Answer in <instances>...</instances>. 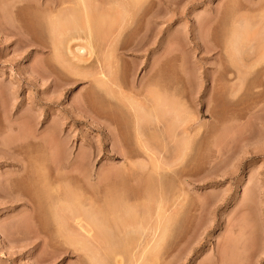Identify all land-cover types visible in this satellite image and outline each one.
Masks as SVG:
<instances>
[{"label": "rangeland", "instance_id": "1", "mask_svg": "<svg viewBox=\"0 0 264 264\" xmlns=\"http://www.w3.org/2000/svg\"><path fill=\"white\" fill-rule=\"evenodd\" d=\"M143 1L86 2L92 35L65 34L56 0H0V264H91L94 248L102 264H142L149 240L151 264H264V0ZM147 92L168 102L160 119L139 104ZM145 180L160 191L138 226L126 213L143 209ZM73 195L99 202L104 239L80 229Z\"/></svg>", "mask_w": 264, "mask_h": 264}, {"label": "bare ground", "instance_id": "2", "mask_svg": "<svg viewBox=\"0 0 264 264\" xmlns=\"http://www.w3.org/2000/svg\"><path fill=\"white\" fill-rule=\"evenodd\" d=\"M68 1H70V3H71L72 6H69L70 4H69V5L67 4V5H68V6H67V5H66V3H67L66 0H56V2H55L54 4H56V8L58 7L57 13L59 14V12H60V14H62V16L64 15V18H63V17L60 16V14H59V15L57 14V15L59 16V18H63L62 20H65V18L67 17L66 15H67V14L70 15V16H68V17L66 18V21L69 23V25H68V23L65 21V23H63V24H65V25H63L64 30H62V28H63V27H62L60 30L58 29L59 31H58V30L56 31V30H55V25H56V22H57L58 20H53V19H52V21H54V22H53L54 25L52 24V22H50L49 24H51V25H50V28H49V29H50L52 32H54L55 34H53L49 29H47V30H49V32H50L49 34H51V35L53 34L54 36H55V35L58 36V35H57V33H58V34L60 35V36H58V37H61V36L64 34V33H61L62 31L64 32L65 30H68L69 28H70L71 30H72V28H77L76 30H77V31L79 30V32H80V31L82 30V28H85V26H86V28H87V29H86V28H85V29L88 30V33L92 34V30H93V34H95L94 30H96L97 28L94 27V23L92 24V21H91L92 19H91V18H92L93 16L91 17V14H92V13L89 12V10H90V6H89V4H88L89 7H86V5H87V3H88L89 0H88V1H86V0H68ZM109 1H110V0H109ZM128 1L130 2V0H128ZM131 1H132V0H131ZM141 1H142V2H145V1H143V0H137V3H136V0H134L135 4L132 3V2H133V1H132V2H130L131 5L128 3V6L130 5L131 8L133 7V5H136V4H137V5H136L137 7H138V5H139V6H140V5L142 6V4H141L142 2H141ZM150 1H151V0H150ZM72 2H73V4H72ZM86 2H87V3H86ZM118 2H119V1H118ZM166 2H167V1H166ZM74 4H75V6H74ZM78 4H79V5H78ZM81 4H82V5H81ZM105 4H106V3H105ZM83 5H84V8H85V10H86L87 13H85V10H83V7H82ZM91 5H92V4H91ZM59 6H60V7H59ZM78 6H81V7H78ZM123 6H124V5H123ZM136 6L134 7L133 10L131 9V12H134V11L137 12V11H138ZM53 7H54V6H53ZM109 7H110V6H109ZM80 8H81V11H80ZM87 8H88V9H87ZM135 8H136V9H135ZM50 9H51V7H50ZM95 9H96V7H95ZM99 9H100V8H99ZM125 9H126V8H125ZM48 10H49V9H48ZM53 10L55 11L56 9H52V11H53ZM64 10H65V12H63ZM67 10H68V13H67ZM70 10H71V11H70ZM87 10H88V11H87ZM100 10H101V9H100ZM105 10H106V9H105ZM50 11H51V10H50ZM52 11H51V12H52ZM58 11H59V12H58ZM82 11H84V12H82ZM111 11H112V10H111ZM127 11H128V10H127ZM80 12L83 13L82 17L80 16V15L82 14V13H80ZM121 12H122V11H121ZM135 12H134V13H135ZM66 13H67V14H66ZM118 13H119V12H118ZM134 13H133V14H134ZM103 14H104V13H103ZM57 15H56V16H57ZM86 15H87V16H86ZM104 15H105V14H104ZM131 15H132V13H131ZM52 16H53V15H52ZM58 16H57V19H59ZM84 16H86V18H85ZM88 16L91 17V18H89ZM117 16H118V15H117ZM70 17H71V18H70ZM104 17H105V16H104ZM82 18H85V19H82ZM67 19H68V20H67ZM113 19H114V18H113ZM261 19H262V18H261ZM48 20H49V19H48ZM62 20L59 19V21H62ZM120 20H121V19H120ZM124 20H125V19H124ZM234 20H235V19H234ZM50 21H51V20H50ZM55 21H56V22H55ZM104 21H105V20H104ZM63 22H64V21H63ZM94 22H96V21L94 20ZM105 22H106V21H105ZM121 22H122V21H121ZM124 22H125V21H124ZM245 22H246V21H245ZM47 23H48V22H47ZM60 24H61V23H60ZM60 24H59V25H60ZM243 24H244V23H243ZM66 25H67V26H66ZM116 25H117V24H116ZM53 26H54V28L52 29ZM60 26H61V25H60ZM65 26H66V27H65ZM68 26H69V27H68ZM71 26H73V27H71ZM95 26H96V24H95ZM102 26H103V25H102ZM121 26H122V24H121ZM48 27H49V26H48ZM57 27H58V26H57ZM93 27H94L95 29H92ZM107 27H108V26H107ZM250 27H252V26H250ZM65 28H66V29H65ZM120 28H121V27H120ZM252 28H253V27H252ZM70 29H69L68 31H65V32H66L65 34H69ZM80 29H81V30H80ZM111 29H112V28H111ZM127 29H128V28H127ZM235 29H236V28H235ZM249 29H250V28H249ZM249 29H248V30H249ZM53 30H54V31H53ZM61 30H62V31H61ZM74 30H75V29H73V31H74ZM100 30H101V29H100ZM55 31H56V32H55ZM60 31H61V32H60ZM73 31H71V33H73ZM77 31H76V32H77ZM82 31H83V30H82ZM252 31H253V29H252ZM67 32H68V33H67ZM76 32H74V33H76ZM231 32H232V31H231ZM238 32H239V31H238ZM246 32H247V31H246ZM83 33H84V32H83ZM104 33H105V32H104ZM106 33H107V32H106ZM229 33H230V32H229ZM240 33L242 34V32H240ZM61 34H62V35H61ZM76 34H77V33H76ZM93 34H92V35H93ZM53 35H52V36H53ZM71 35L73 36V34H71ZM71 35H70V36H71ZM84 35H85V34H84ZM87 35H89V34H87ZM242 35H243V34H242ZM242 35H241V36H242ZM245 35H246V34H245ZM52 36H51V37H52ZM54 36H53V37H54ZM63 36H64V35H63ZM78 36H80V34H79ZM228 36H229V35H228ZM239 36H240V35H239ZM246 36H247V35H246ZM230 37H232V36H230ZM54 38H55V37H54ZM68 38H69V37H68ZM242 38H243V37H242ZM250 38H251V37H250ZM90 39H91V38H90ZM102 39H103V38H102ZM228 39H229V38H228ZM230 39H231V38H230ZM248 39H249V37H248ZM87 40H88V39H87ZM91 40H92V39H91ZM91 40H90V42H91ZM95 40H96V39H95ZM105 40H106V39H105ZM53 41H54V43H55V41H56V42H57V46L59 45V46L61 47L60 43H58L59 41H57L56 39H53ZM53 41H52V42H53ZM110 41H111V40H110ZM233 41H234V40H233ZM243 41H244V40H243ZM88 42H89V41H88ZM102 42H103V41H102ZM238 42H241V41H238ZM42 43H43V42H42ZM54 43H53V45H56V43H55V44H54ZM94 43H95V42H94ZM230 43H231V42H230ZM234 43H235V42H234ZM61 44H62V43H61ZM101 44H102V43H101ZM87 45H88V44H87ZM232 45H233V44H232ZM235 45H237V44H235ZM238 45H239V43H238ZM57 46H53V47H55V49H56ZM64 46H65V45H64ZM79 46H80V45H79ZM60 47H57V50H58ZM74 47H75V46H74ZM112 47H113V46H112ZM83 48H85V47H84V46H81L79 49H83ZM109 48H110V47H109ZM87 49H88V48H87ZM93 49H94V48H93ZM108 50H109V49H108ZM132 50H133V49H132ZM114 51H115V50H114ZM134 51H135V50H134ZM109 52H110V51H109ZM92 53H93V52H92ZM112 53H113V52H112ZM62 54H63V53H62ZM89 54H90V52H89ZM101 54H102V53H101ZM109 54H110V53H109ZM90 55H91V54H90ZM110 55H111V54H110ZM165 55H166V54H165ZM263 55H264V54H263ZM60 56H61V55H60ZM110 57H111V56H110ZM259 57H260V56H259ZM261 57H262V56H261ZM61 58H62V57H61ZM61 58H60V60H61ZM260 59H261V58H260ZM262 59H263V58H262ZM56 60H57V59H56ZM109 63H110V62H109ZM113 64H114V63H113ZM113 64H112V66H113ZM110 65H111V63H110ZM101 68H102V67H101ZM104 68H105V67H104ZM104 68H103V69H104ZM101 71H102V70H101ZM103 71H104V70H103ZM157 71H158V70H157ZM99 72H100V71H99ZM105 72H106V71H105ZM159 72H161V71H159ZM157 73H158V72H157ZM108 74H109V73H108ZM156 75H157V74H156ZM113 76H114V75H113ZM154 76H155V74H154ZM154 76H153V75H152V76H151V75L149 76V77H153V79H152V78H149V77H148V78L151 79V80L153 81L154 78H155ZM116 79H117V77H116ZM103 80H104V79H103ZM103 80H102V81H103ZM114 82H115V81H114ZM134 82H135V81H134ZM147 82H149V80H147ZM150 82H151V81H150ZM103 83H104V82H103ZM99 84H100V83H99ZM115 84H116V83H115ZM149 84H150V83H149ZM155 84H157V83H155ZM153 85H154V82H153ZM153 85H152V83H151L150 86H153ZM148 86H149V85H148ZM142 87H143V86H142ZM159 88H160V87H159ZM165 88H166V90H167V87H165ZM144 89H145V88H144ZM133 90H134V89H133ZM133 90H132V91H133ZM150 90H151V89H150ZM160 90H161V89H160ZM160 90H159V92H160ZM162 90H163V88H162ZM162 90H161V92H162ZM140 91H141V90H140ZM142 91H143V90H142ZM144 91H145V90H144ZM147 91H148V90H147ZM137 92H138V91H137ZM137 92H135L134 94H135V95H138V94L140 95V93H139V92L137 93ZM150 92L153 93L152 91H150ZM150 92H149V93H150ZM164 92H165V91H164ZM136 93H137V94H136ZM145 93H146V92H144V94H145ZM147 93H148V92H147ZM149 93H148V95H149V96L151 95L150 97H152V98H147L146 96H148V95H145L144 97H146V100H145V98H143L144 100H143V99L140 100L139 104H140V106L146 111L145 113L143 112L144 114H146V113L148 112L147 114H148V115L150 114L149 116H151V115L153 116V115H154V117L160 119V118L158 117L157 113L159 112V110H162V109H160V108H162L161 106L165 105L166 100H163V99H162V101H161V99H159L160 97L157 98V97H158L157 92L153 94L154 96H153L152 94H149ZM141 94H142V93H141ZM159 94H160V93H159ZM161 95H162V94H161ZM156 96H157V97H156ZM138 97H139V96H138ZM141 97H142V96H141ZM153 97H154V99H155L154 103L152 102ZM164 97H165V96H164ZM161 98H163V97H161ZM136 99H137V98L135 97V100H134L133 103H136V101H137ZM156 99H157V101H156ZM167 99H168V98H167ZM123 100H124V99H123ZM127 100H128V99H127ZM127 100H126V101H127ZM130 100H131V99H130ZM130 100L128 101V103L130 102ZM158 100H159V103H160V104H158ZM156 102H157V103H156ZM161 102H163V103L165 102V103L163 104V103H161ZM130 103H131V104H130ZM130 103H129L130 105H133L132 101H131ZM148 103H150V104L148 105ZM151 103L154 104V107H153V108L151 107V110H149L148 107L152 106ZM166 104H168V102H167ZM124 105H125V102H124ZM130 105H129V106H130ZM135 105H136V107H140L137 103L134 104V106H135ZM137 105H138V106H137ZM159 105H161V106H159ZM172 105H175V104H172ZM172 105H171V107H172ZM122 106H123V105H122ZM134 106H132V107L130 106V108H132V109L134 108V109H135V111H133V113H135V114H133V115H135V119H136V120H134V118H133L134 121H133V120H131V121H132V122H136V124H137L138 121H139V125H140V119L142 118V115H143V114L141 115L140 119H138V116H140V113H139L140 111H136V110H138V109H137L136 107H134ZM167 106H168V105H167ZM124 108H126V107L124 106ZM174 108H176V107H174ZM134 109H133V110H134ZM127 110H128V109H127ZM128 111H129V110H128ZM130 111H131V110H130ZM165 111H167V110H165ZM137 112H138L139 114H137ZM161 112H163V111H161ZM165 113H166V112H165ZM168 113H170V112H168ZM158 114H159V113H158ZM180 114H181V113H180ZM130 115H132V114H130ZM136 115H138V116H136ZM161 115H163V114L161 113ZM164 115H165V114H164ZM144 116H147V115H144ZM152 116H151V117H152ZM178 116H179V115H178ZM178 116H176V117L178 118ZM164 117H165V116H164ZM168 117H169V116H168ZM172 118H173V117H172ZM181 118H182V117L180 116L179 119H181ZM187 118H188V117H187ZM147 119H148V118H147ZM149 119H150V117H149ZM162 119H163V118H162ZM170 119H171V117H170ZM137 120H138V121H137ZM142 120H143V119H142ZM144 120H145V119H144ZM144 120H143V121H144ZM151 120H152V119H151ZM153 120H154V119H153ZM146 121H147V120H146ZM155 121H156V120H155ZM160 121H161V120H160ZM166 121H167V120H166ZM169 121H170V120H169ZM181 121H182V120H181ZM183 121H185V120H183ZM183 121H182V122H183ZM175 122H176V121H175ZM175 122H172V123H175ZM178 122H179V121H178ZM147 123H149V122L147 121ZM152 123H153V122H152ZM155 123H156V122H155ZM155 123H154V125H155ZM136 124H135V125H136ZM157 124H158V122H157ZM180 124H181V123H180ZM183 124H184V123H183ZM139 125L137 124V126H136V128H135L136 130H134V131H137V132H138V130H139ZM145 125L147 126V124H145ZM172 125H173V124H172ZM181 125H182V124H181ZM185 125H186V124H185ZM173 126H174V125H173ZM176 126H177V125H176ZM179 126H180V125H179ZM186 126H187V125H186ZM186 126H185V127H186ZM134 127H135V126H134ZM134 127H133V128H134ZM148 127H149V125H148ZM153 127H154V126H153ZM185 127H183V128L185 129V130L183 129L184 131L187 130V128H185ZM188 127H189V126H188ZM140 128H141V127H140ZM149 128H150V127H149ZM172 128H173V127H172ZM177 128H179V127H177ZM177 128H173V131H174V129H177ZM189 128L191 129V127H189ZM192 128H193V127H192ZM141 129H142V128H141ZM144 129H145V128H144ZM180 129H181V128H180ZM169 130H170V129H169ZM142 131H143V130H142ZM170 131H171V130H170ZM188 131H189V130H188ZM137 132H136V135H137V136H136V135H135V136H136L137 138L140 137L139 142L143 144V141L141 140V139H143V138L141 137L142 134H140V133L137 134ZM139 132H141V131H139ZM174 132H175V131H174ZM174 132H171V134L174 133ZM176 132H177V131H176ZM176 132H175V133H176ZM182 132H183V131H182ZM168 133H169V131H168ZM175 133H174V134H175ZM178 133H181V132H178ZM178 133H176L175 136H177ZM183 133H184V132H183ZM185 133H186V132H185ZM189 133H190V132H189ZM171 134H170V135H171ZM181 134H182V133H181ZM187 134H188V132H187ZM140 135H141V136H140ZM168 135H169V134H168ZM172 136H173V134H172ZM135 139H136V138H135ZM143 140H144V139H143ZM141 141H142V142H141ZM147 143L149 144V142H147ZM142 144H141V145H142ZM143 145L145 146V143H144ZM138 146H139V145H138ZM148 147H149V146H148ZM21 149H22V148H21ZM144 149H145V148H143V150H144ZM149 149H150V148H149ZM143 150H142V151H143ZM154 150H156V149H153V151H154ZM144 152H145V150H144ZM157 152H158V151H157ZM148 153H149V152H148ZM159 153H160V152H159ZM156 155H157V154H156ZM132 156H133V155H132ZM162 156H163V155H162ZM162 156H161V157H162ZM182 156H183V155H182ZM156 158H157V157H156ZM159 159H160V157H159ZM151 160H152V162H153V161H154V158L151 159ZM151 160H150V162H151ZM157 160H158V159H157ZM161 160H162V159H161ZM153 163L155 164V162H153ZM162 163H163V162H162ZM145 164H146V163H145ZM149 164H150V163H149ZM151 165H153V164H151ZM157 165H158V163H157ZM153 166H155V165H153ZM153 166H152V167H153ZM170 166H171V165H170ZM139 167H140V166H138V168H139ZM144 167H145V166H144ZM150 167H151V166H150ZM155 167H156V166H155ZM159 167H160V166H159ZM159 167H158V168H159ZM165 167H166V166H165ZM141 168H143V167H141ZM153 168H154V167H153ZM153 168H152V169H153ZM156 168H157V167H156ZM23 169H24V168H23ZM143 169H144V168H143ZM152 169H151L150 171H152ZM155 170H156V169H155ZM155 170H154V171H155ZM141 171H143V170H141ZM150 171H149V172H150ZM160 171H161V170H160ZM42 172H43V171H42ZM144 172H145V171H144ZM44 173H46V172H44ZM147 174H148V173H147ZM160 174H161V173H160ZM45 175H46V174H45ZM48 175H49V174H48ZM57 175H58V174H57ZM20 176H21V175H20ZM139 176H140V175H139ZM149 176H150V175H149ZM149 176H147V177H149ZM46 177H48V176L46 175ZM106 177H107V176H106ZM144 177H145V176H144ZM147 177H146V178H147ZM155 177H158V176H155ZM22 178H23V177H22ZM50 178H51V177H50ZM80 178H81V177H80ZM122 178H123V177H122ZM137 178H138V177H137ZM137 178H135V179L137 180ZM151 178H152V177H150L149 180H151ZM48 179H49V177H48ZM152 179H153V178H152ZM49 180H50V179H49ZM104 180H105V179H104ZM131 180H134V179H131ZM138 180H139V179H138ZM140 180H142V179H140ZM55 181H56V180H55ZM142 181H143V180H142ZM142 181H141V182H142ZM146 181H147V180H145V183H146ZM152 181H154V180H152ZM160 181H161V180H160ZM46 182H47V181H46ZM107 182H108V181H107ZM109 182H110V180H109ZM129 182H131V181H129ZM133 182H134V181H133ZM133 182H132V183H133ZM135 182H136V181H135ZM135 182H134V183H135ZM141 182H140V183H141ZM150 182H151V181H148V183H146V187H145V185H144V186L142 185V188H141V186H139V190H140V191L143 189V191H141L142 193L145 192V194H148V195H149V197H147L148 195H147V196L145 195V196L147 197V199H148V200L146 199L147 201H143L144 203L141 202V203H143V205H142V206H143V209H141V206H137V205H136V207H135V205H133L134 207H133V206H132V207H129V209H127L128 212L126 211V212H127V213H126V215H127V216H126V219L128 218V219L132 220L133 223L136 222L137 224H138V223L140 224V223H143V222H145V221L148 222V220H151L152 218H153L152 220H154V217H153V214H154V213H152V208H150V206H149V203H151V200H149V199H151V198H150V196H151V195H150V194H151V191H153V193L155 194L156 192L158 193V191H160V190L157 189V190H158V191H157L155 186H152V185L149 184ZM156 182H158V179L156 180ZM19 183H20V182H19ZM102 183H103V182H102ZM104 183H105V182H104ZM138 183H139V181H138ZM162 183H163V181H162ZM164 183H165V182H164ZM166 183H167V182H166ZM21 184H22V183H21ZM50 184H51V183H50ZM108 184H109V183H108ZM126 184H127V183H126ZM129 184H130V183H129ZM136 184H137V183H136ZM142 184H143V183H142ZM147 184H148V186H147ZM22 185H23V184H22ZM130 185H131V184H130ZM133 185H134V184H133ZM161 185H162V184H161ZM163 185H165V184H163ZM14 186H15V185H14ZM50 186H51V185H50ZM50 186H49V187H50ZM57 186H59V185H57ZM70 186H71V185H70ZM73 186H74V185H73ZM131 186H132V185H131ZM21 187H22V186H21ZM66 187H67V186H66ZM99 187H100V186H99ZM126 187H127V186H126ZM134 187H135V185H134ZM144 187H145V188H144ZM159 187H160V184H159ZM159 187H157V188H159ZM57 188H58V187H57ZM129 188H130V187H129ZM166 188H167V187H166ZM48 189H49V188H48ZM53 189H55V188H53ZM70 189H72V188H70ZM70 189H69V190H70ZM131 189H132V188H131ZM136 189L138 190V188H136ZM159 189H162V188H159ZM51 190H52V189H51ZM76 190H77V187H76ZM88 190H89V189H88ZM139 190H138V191H139ZM166 190H167V189H166ZM131 191H132V190H131ZM133 191H135V190H133ZM133 191H132V192H133ZM146 191H147L148 193H146ZM155 191H156V192H155ZM72 192H73V191H72ZM78 192H79V191H78ZM81 192H82V191H81ZM81 192H80V193H81ZM164 192H165V191H164ZM41 193H42V192H41ZM61 193H62V192H61ZM85 193H86V192H85ZM129 193H130V192H129ZM149 193H150V194H149ZM157 193H156V194H157ZM67 194H68V192H67ZM72 194H75V193H72ZM81 194H82V193H81ZM137 194H138V193H137ZM154 194H153V195H154ZM156 194H155V195H156ZM160 194H161V193H160ZM166 194H167V193H166ZM21 195H22V193H21ZM23 195H24V194H23ZM50 195H51V194H50ZM88 195H89V194H88ZM116 195H118V194H116ZM139 195H140V193H139ZM155 195H154V196H155ZM158 195H159V194H158ZM52 196H53V195H52ZM81 196H82V195H81ZM81 196H78L79 198L77 197V200H78V201L76 200L77 202L75 201V199H73V198H75L74 195L71 197V199H70V196H69V200L67 199V200L69 201L68 204L73 203L72 201H75L76 203H78V205L76 206V208L74 207L75 210H73V213H74V211L76 212V214H75L76 216H75L74 218H75L77 221H76V220H75V221H76L77 224L80 226V229H82V230L87 234V236H88L89 238H93V241H94L95 239L99 238V237H97V236L99 235V234H97V231H99V230L97 229V231H96V234H97V235H96V234H93V231H94V227H93V226L97 225V226L99 227V229L101 228V229L104 230L103 225H106V224H102V223H103L102 220L104 219V217L106 218V216H104V213H103L101 210H99V209L96 210V207L99 208V207H98V206L100 205L99 202H98V203L96 202V204H95V205H96L95 210H93L92 208H93L95 205L93 204V202H91V201L88 200V197H89V196L86 197V196L84 195L82 198H80ZM99 196H100V195H99ZM134 196H135V195H134ZM136 196H137V195H136ZM141 196H142V195H141ZM162 196H163V195H162ZM19 197H20V195H19ZM53 197H54V196H53ZM96 197H97V196H96ZM146 197H144V198H146ZM151 197H152V196H151ZM164 197H165V196H164ZM21 198H22V197H21ZM113 198H114V197H113ZM127 198H128V196H127ZM55 199H56V197H55ZM72 199H73V200H72ZM94 199H95V198H94ZM154 199H155V198H154ZM51 200H52V199H51ZM71 200H72V201H71ZM92 200H93V198H92ZM139 200H140V199H139ZM164 200H165V199H164ZM164 200H163V201H164ZM60 201H61V200H60ZM62 201H63V200H62ZM120 201H121V200H120ZM135 201H136V200H135ZM65 202H67V201H65ZM70 202H71V203H70ZM113 202H115V200H113ZM55 203H56V202H55ZM107 203H108V202H107ZM126 203H127V202H126ZM135 203H136V202H135ZM137 203H138V202H137ZM161 203H162V202H161ZM73 204H74V203H73ZM97 204H99V205L97 206ZM114 204H115V203H114ZM116 204H117V203H116ZM120 204H121V203H120ZM159 204H160V203H159ZM58 205H59V204H58ZM65 205H66V204H65ZM74 205H75V204H74ZM123 205H124V204H123ZM162 205H163V204H162ZM162 205H161V206H162ZM167 205H168V203H167ZM167 205H166V206H167ZM67 206H68V205H67ZM69 206H70V205H69ZM72 206H73V205H72ZM102 206H103V204H102ZM114 206H115V205H114ZM121 206H122V205H121ZM159 206H160V205H159ZM57 207H58V206H57ZM112 207H113V206H112ZM74 208H73V209H74ZM100 208H101V207H100ZM102 208H103V207H102ZM130 208H131V209H130ZM162 208H163V206H162ZM51 209H52V207H51ZM64 209H66V208H64ZM107 209H108V208H107ZM109 209H110V208H109ZM164 209H165V208H164ZM166 209H167V208H166ZM98 210H99V211H98ZM143 210H144V211H143ZM159 210H160V211H157L156 214H160L161 209H159ZM54 211H55V210H54ZM60 211H61V210H60ZM78 211H79V213H78ZM105 211H106V210H105ZM57 212H58V209H57ZM71 212H72V208H71ZM163 212H164V211H162V214H165V213H166V212H164V213H163ZM54 213H55V212H54ZM68 213H69V211H68ZM118 213H120V212H118ZM122 214H123V213H122ZM156 214H155V215H156ZM166 214H167V213H166ZM166 214H165V216H167ZM58 215H59V214H58ZM111 215H112V214H111ZM59 216H60V215H59ZM123 216H124V214H123ZM159 216H160V215H159ZM159 216H158V218H159ZM165 216H164V217H165ZM57 217H58V216H57ZM120 217H121V216H120ZM120 217L117 216V219L120 218ZM155 217H156V216H155ZM162 217H163V215H162ZM162 217H161V218H162ZM60 218H61V217H60ZM65 218H66V217H65ZM70 218H71V217H70ZM70 218H68V219H70ZM169 218H170V217H169ZM53 219H54V218H53ZM56 219H57L58 221H57ZM62 219H63V218H62ZM114 219H115V218H114ZM122 219H124V218H122ZM126 219H124V221H125ZM128 219H127V220H128ZM156 219H157V218H156ZM156 219H155V221H156ZM166 219H168V218L166 217ZM172 219H173V218H172ZM50 220H51V219H50ZM55 220L57 221V223H59V225L61 224V223H60V219L56 218V214H55ZM64 220H65V219H64ZM88 220H89L90 222H89ZM105 220H106V223H107V222H108V221H107V218H106ZM118 220H119V219H118ZM69 221H70V220H69ZM119 221H120V220H119ZM168 221H169V220H168ZM61 222H62V221H61ZM115 222H116V221H115ZM117 222H118V221H117ZM129 222H130V221H129ZM129 222H128V223H129ZM166 222H167V221H166ZM171 222H172V220H171ZM112 223H113V222H112ZM121 223H122V222H121ZM136 223H135V224H136ZM149 223H150V221L148 222V224H149ZM154 223H155V222H154ZM159 223H160V222H159ZM65 224H66V223H65ZM130 224H131V222H130ZM139 224H138V226H139ZM72 225H73V224H72ZM116 225H117V224H116ZM122 225H123V224H122ZM122 225H121V226H122ZM128 225H129V224H128ZM144 225H145V224H142V226H144ZM165 225H166V224H165ZM167 225H168V224H167ZM167 225H166V226H167ZM97 226H95V227L97 228ZM129 226H130V225H129ZM131 226H132V225H131ZM131 226H130V228H131ZM149 226H150V225H149ZM158 226H159V225H158ZM161 226H162V227H161L162 229L165 228V227L163 228V225H161ZM61 227H62V226H61ZM76 227H77V226H76ZM102 227H103V228H102ZM105 227H106V226H105ZM116 227H117V226H116ZM124 227H126V226H124ZM144 227H145V226H144ZM144 227H143V228H144ZM59 228H60V227H59ZM63 228H64V226H63ZM150 228H151V227H150ZM61 229H62V228H61ZM144 229H145V228H144ZM144 229H142V230H144ZM148 229H149V228H148ZM154 229H155V227H154ZM156 229H157V228H156ZM118 230H119V229H118ZM146 230H147V229H146ZM160 230H161V229H160ZM164 230H166V229H164ZM164 230H163V231H164ZM56 231H57V230H56ZM73 231H74V230H73ZM75 231H76V230H75ZM80 231H81V230H80ZM116 231H117V230H116ZM131 231H132V230H131ZM140 231H141V229H140ZM140 231H139V232H140ZM156 231H157V230H156ZM163 231H162V232H163ZM59 232H60V231H59ZM61 232H62V231H61ZM100 232H103V233H100L101 235H103V234L106 235V234H105L106 232L101 231V230H100ZM129 232H130V231H129ZM132 232H133V231H132ZM162 232H161V233H162ZM164 232H165V231H164ZM166 232H167V231H166ZM166 232H165V234H166ZM69 233H70V232H69ZM71 233H72V231H71ZM75 233H76V232H75ZM82 233H83V232H82ZM118 233H119V232H118ZM136 233H137V232H136ZM140 233H141V232H140ZM149 233H150V232H149ZM159 233H160V232H159ZM78 234H79V233H78ZM108 234H109V233H108ZM128 234H129V233H128ZM131 234H132V233H131ZM142 234H143V232H142ZM152 234H154V231H153ZM152 234H151V235H152ZM165 234H164V235H165ZM74 235H75V234H74ZM101 235H99V236H101ZM144 235H145V233H144ZM160 235H161V234H160ZM164 235H163L162 237H165ZM69 236H70V235H69ZM69 236H68V237H69ZM71 236H73V235H71ZM84 236H85V235H84ZM84 236H83V237H84ZM124 236H125V235H124ZM142 236H143V235H142ZM155 236H156V235H155ZM158 236H159V235H158ZM104 237H105V236H104ZM112 237H113V236H111V239H112ZM131 237H132V236H131ZM146 237H147V236H146ZM151 237H153V236H151ZM160 237H161V236H160ZM89 238H88V239H89ZM101 238H102V236H101ZM101 238H100V239H101ZM133 238H134V236H133ZM135 238H136V237H135ZM156 238H157V237H156ZM156 238H153V239L155 240ZM65 239H66V237H65ZM73 239H74V238H73ZM102 239H104V238H102ZM114 239H115V238H114ZM120 239H121V238H120ZM120 239H119V240H120ZM147 239H150V237L147 238ZM147 239H146V240H147ZM153 239H152V240H153ZM163 239H164V238H163ZM165 239H166V237H165ZM165 239H164L163 241H165ZM85 240H86V239H85ZM105 240H107V239H105ZM159 240H160V239H158V241H159ZM161 240H162V239H161ZM78 241H79V240H78ZM81 241H84V240H81ZM81 241H80V242H81ZM96 241H97V240H96ZM99 241H100V240H99ZM122 241H123V240H122ZM127 241H128V240H127ZM137 241H138V240H137ZM163 241H162V242H163ZM84 242H85V241H84ZM84 242H83V244H84ZM90 242H91V241H90ZM90 242H89V243H90ZM107 242H108V241H107ZM107 242H106V244H107ZM135 242H136V241H135ZM153 242H154V241H153ZM153 242H152L151 240L146 241V242H143L144 244L141 245L142 247L140 246V247L142 248V249H140L141 251H140V252L138 251L139 254H137L136 256L134 255V256L136 257V259H137V257H138V260H137L138 262H139V261H144L142 264H145V263H148L147 261H150V264H151V260H154V261H155V258H156V257L159 259L158 255H157V253H158L157 251L160 250V249L158 248V246L160 247V243H157V244H155V245H157V246H154V245L152 244ZM155 242H157V241H155ZM48 243H49V242H48ZM71 243H72V242H71ZM75 243H76V242H75ZM86 243H87V242H85V244H86ZM94 243H96V242H93L92 244H94ZM97 243H98V242H97ZM51 244H52V243H51ZM81 244H82V242H81ZM90 244H91V243H90ZM90 244H89V245H90ZM92 244H91V245H92ZM135 244H137V243H135ZM139 244H142V243H139ZM108 245H109V242H108ZM122 245H123V244H122ZM130 245H131V244H130ZM130 245H129V246H130ZM151 245H153V246H151ZM84 246H86V245H84ZM87 246H88V245H87ZM124 246H125V245H124ZM135 246H136V245H135ZM135 246H132V248L135 247ZM150 246H151V247H150ZM161 246H162V245H161ZM77 247H78V245H77ZM77 247H76V248H77ZM79 247H81V246H79ZM89 247H90V246H89ZM97 247H98V246H97ZM99 247H100V246H99ZM107 247H108V246H107ZM110 247H111V245H110ZM130 247H131V246H130ZM130 247H129V248H130ZM163 247H165V245H164ZM76 248H75V249H76ZM82 248H84V247L82 246ZM100 248H101V247H100ZM105 248H106V247H105ZM114 248H115V247H114ZM120 248H121V247H120ZM122 248H123V247H122ZM125 248H126V247H125ZM157 248H158V250H157ZM165 248H166V247H165ZM94 249H95V248H94ZM94 249H93V250L91 249L92 251L89 249V250L91 251V253H92V254L90 253L91 256H89L90 260L92 259L91 264H102V263H101V260L99 261V260L97 259V257H98V256H96L97 254H96V255L94 254V252L96 253V251H94ZM130 249H131V248H130ZM62 250H63V249H62ZM82 250H83V249H82ZM86 250H87V249H86ZM89 250H88V251H89ZM96 250H97V249H96ZM98 250H99V249H98ZM137 250H139V249H137ZM76 251H78V250L76 249ZM79 251H80V250H79ZM88 251H87V252H88ZM90 251H89V252H90ZM103 251H104V250H103ZM103 251H102V252H103ZM109 251H110V250H109ZM112 251H113V250H112ZM123 251H124V250H123ZM55 252H56V251H55ZM83 252H85V251H83ZM104 252H105V251H104ZM106 252H107V251H106ZM115 252H117V251H115ZM124 252H125V251H124ZM135 252H136V251H135ZM98 253H99V252H98ZM109 253H110V252H109ZM119 253H120V252H119ZM136 253H137V252H136ZM161 253H162V252H161ZM88 254H89V253H88ZM88 254H87V255H88ZM90 254H89V255H90ZM134 254H135V253H134ZM104 255H105V254H104ZM111 255H113V254H111ZM128 255H129V254H128ZM160 255H162V254H160ZM120 256H121V255H120ZM99 257H100V256H99ZM104 257H105V256H104ZM117 257H118V256H117ZM121 257H122V256H121ZM135 257H134V258H135ZM101 258H102V257H101ZM130 258H131V257H130ZM157 258H156V260H157ZM118 259H120V258H118ZM118 259L114 258V260H116L117 262L119 261V263H120V260H118ZM131 259H132V258H131ZM145 259H146V260H145ZM162 259H163V258H162ZM88 260H89V259H88ZM122 260H124L123 257H122ZM127 260H129V259H127ZM102 261H103V260H102ZM116 261H115V262H116ZM159 261H160V260H159ZM163 261H164V260H163ZM165 261H166V260H165ZM121 262H122V261H121ZM139 263H140V262H139ZM156 263H157V262H156ZM156 263H155V264H156ZM135 264H137V262H136ZM153 264H154V262H153Z\"/></svg>", "mask_w": 264, "mask_h": 264}]
</instances>
